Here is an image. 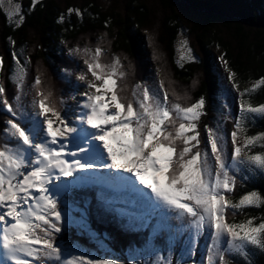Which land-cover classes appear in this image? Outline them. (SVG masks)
I'll use <instances>...</instances> for the list:
<instances>
[{"label": "trees", "instance_id": "1", "mask_svg": "<svg viewBox=\"0 0 264 264\" xmlns=\"http://www.w3.org/2000/svg\"><path fill=\"white\" fill-rule=\"evenodd\" d=\"M21 3L24 20L19 27L0 3V57L3 58L0 84L15 106L17 93L12 80L15 53L27 69L21 99L26 115L21 117L18 113L14 117L0 105V142L16 144L4 132L6 120L13 119L26 128L30 126L31 85L37 76L44 81L43 89L51 91L54 101L68 99L73 88L68 78L77 73L80 61L84 63L86 47L100 46L104 62L120 59L119 71L125 74L123 78L118 77L122 96L131 99L136 85H144L149 78V84L158 89L163 81L170 100L176 103L188 105L203 98L204 114L197 121L199 147L209 153L211 161L214 158L208 143V129L215 133L221 130L217 112L222 103V89L215 68V53H221L228 76L235 74L234 80L241 92L264 77V0H39L34 8L30 0ZM69 9L78 10L80 15L69 13ZM181 33L194 58L179 63L176 43ZM73 49H79L80 54H70ZM154 66L158 68L157 81ZM228 82L233 95L227 94L226 105L236 107L237 117L241 97L232 82ZM160 95L162 98L163 93ZM243 99H250L253 105L264 104V86ZM246 128V133H239L241 146L245 135L264 133V117L249 116ZM262 143L264 141L257 142L247 154L264 153ZM228 164L230 175L236 179L234 191L227 194L233 202L252 191L264 196V171L249 164L246 157L235 167L231 158ZM108 200L109 197L95 186L72 189L62 195L58 200L63 217L62 231L55 234V243L62 253L73 248L95 259L132 264L128 253L151 244L163 252L170 249L174 263L191 229L187 218L176 219L177 213L160 207L147 225L148 218L126 222L107 205ZM249 217H256L259 223L264 217V206L246 208L243 214L237 213L229 220L239 223ZM80 219L84 220L86 228L81 226ZM209 234L205 230L196 237L192 262L202 257V247L210 243ZM168 238L173 239L167 241ZM247 251V259L231 257L235 264H264V251L251 247Z\"/></svg>", "mask_w": 264, "mask_h": 264}, {"label": "snow or ice", "instance_id": "2", "mask_svg": "<svg viewBox=\"0 0 264 264\" xmlns=\"http://www.w3.org/2000/svg\"><path fill=\"white\" fill-rule=\"evenodd\" d=\"M13 2L9 0V4ZM36 3L38 0H32L33 8ZM72 12L80 15L78 10L69 9V13ZM14 15L19 17V27L24 20L21 5H15ZM70 54H80V50L73 49ZM83 54L92 79L83 73L77 77L86 82L88 90L82 93L85 100L78 107L83 111L75 121H69L63 114L58 106L63 100L54 101L51 91L43 89L44 81L39 76L31 85L32 120L35 127L36 118H39L38 130L29 132L19 122L6 120L4 132L16 144L0 142V248L10 264H47L48 261L118 264L116 260L90 259L84 255L63 259L62 249L55 243V234L62 231L63 217L59 201L54 198V189L60 190V185H53V181L95 169L97 165L92 159H106L108 162L99 167L135 177L158 204L177 213L176 219L187 218L195 237L208 230L210 243L203 264H235L231 257L247 259L249 247L264 251V217L259 223L256 217L239 223L229 220L230 216L243 214L246 208L264 206V196L252 191L236 202L229 198L227 194L234 191L236 179L230 175L228 157L221 147L223 136L208 129L215 168L209 153L200 150L197 121L204 114L205 100L200 98L188 105L176 103L170 100L163 81L157 93L147 86L136 85L129 99L118 90V77L125 75L119 71L118 57L104 62L100 46L86 47ZM189 58L194 57L189 54ZM13 59L17 65L12 77L16 104L9 101L5 87L0 84V105L12 116L19 113L23 117L26 113L21 108V99L27 69L15 53ZM2 67L3 58L0 57V69ZM234 76L230 73L228 80L241 100L235 130L231 132L232 167L243 163L246 157L249 164L264 171V153L247 154L257 142L264 141V133L245 135L244 144H238L239 133L247 132L249 116L264 117V104L253 105L250 99H243L264 86V77L241 92ZM85 125L92 131L86 132L82 127ZM81 133L83 138L76 150L65 151L68 142ZM260 147L264 148V143ZM28 150L34 153L31 158ZM69 156L73 158L71 161L66 159ZM194 254L192 248L187 250V255ZM157 264H173V261L160 258Z\"/></svg>", "mask_w": 264, "mask_h": 264}, {"label": "rangeland", "instance_id": "3", "mask_svg": "<svg viewBox=\"0 0 264 264\" xmlns=\"http://www.w3.org/2000/svg\"><path fill=\"white\" fill-rule=\"evenodd\" d=\"M22 0H14L12 4H9V0H3L1 3V6L4 10V12L8 15V17H11L13 22L17 24V21L19 17L17 15H14L15 12V5L19 4L22 6L21 3ZM31 4H32V0ZM39 1V0H38ZM98 36V34H96ZM94 38H96L94 36ZM89 37H87V40ZM176 54H177V61L181 63L185 59H190L189 54L191 55V52L189 50V46L187 43V40L183 33L180 34L179 39L176 43ZM181 56L184 57L183 60H181ZM221 53L217 52L215 53V59L216 62V71L220 76V85L222 89V103L221 107L218 110V118L220 121L221 130H217L216 135L217 136H223L224 139L221 141V147L224 149L225 153L227 154L228 160L231 158L232 153V143H231V132H232V126L234 124V121L236 119V107H229L226 105L227 101L225 97H227V94L232 96V89L231 85L228 82V73L225 70V64L221 60ZM17 67V65H16ZM16 67L14 70H16ZM154 77L157 81L159 75L157 72V67L154 66ZM85 74L89 80L92 79L91 74L87 73V69L85 64L80 61L79 62V70L75 75L69 76V81L71 85L73 86L72 91L70 93V96L67 100L63 101L62 105H59L61 107L63 114L69 119V121H75V118L78 117L83 109L78 107V105L82 102H84L85 97L82 95V93L87 89V84L84 81H80L77 77L80 74ZM15 74V72H14ZM13 74V75H14ZM67 76V75H66ZM152 77V76H151ZM149 78L144 84V86H147L149 89L152 90L153 93L159 92V89L149 84ZM159 81V80H158ZM99 83V82H97ZM168 87L171 86L167 83ZM172 91V90H171ZM229 96V97H230ZM110 111L114 109H109ZM32 112L33 109L30 105V120L31 124L27 128L29 132L35 133L39 128V118H36L35 127L33 126V120H32ZM86 132H91V129H88L87 126H82ZM220 128V127H219ZM83 138V133L79 134L76 138L72 139L71 142H68V147L65 149V151H75L76 145L81 142V139ZM94 144L96 142H93ZM29 158H31L34 153H32L31 150H28ZM90 155H96L95 153H90ZM106 156V153L104 154ZM69 161H71L72 157H66ZM92 163L96 164L97 167L93 170L83 171V172H77L73 177H62L60 181H53V185L59 184L60 190L54 189V198L59 199L61 198L62 194H64L67 191H70V189L73 188H83L86 186L95 185L99 189H101L103 192H105L109 198L110 201L107 202V205L110 204L112 207L111 209L115 210L119 217H121L126 222H133L135 218L139 219V216H142L143 214L148 213V211L152 208L160 206L155 201V198L152 197V194L148 189H145L143 185H140L138 181L135 180V177L131 176L128 173L117 171V170H110L99 167L100 165L108 162L106 159H92ZM213 168H215V161L212 160ZM66 186V187H65ZM75 222H78L76 219ZM81 226L83 228H86V223H84V220L80 219ZM173 238H168L167 241L172 240ZM196 242L195 232L194 229H190L188 238L185 240L184 245L179 248L177 251V254L175 256L176 260L173 264H203L205 257H206V249L209 244L202 247L203 253L202 257L198 258L197 262H192V257L187 255V250L189 248H192L194 250ZM172 246H174V242H171ZM1 251V248H0ZM72 255H84L79 250L76 249H68L67 251L62 253V258L67 259ZM87 256L90 259H95L93 257ZM128 258L130 262L133 264L141 263V264H157L158 259L164 258V259H171V250L168 249L165 252H163L162 249L158 247H153L151 244H147L144 248L134 251H130L128 253ZM172 260V259H171ZM10 264V262L4 257L3 253H0V264ZM57 264H62V262H56ZM48 264H55L53 261H50Z\"/></svg>", "mask_w": 264, "mask_h": 264}, {"label": "bare ground", "instance_id": "4", "mask_svg": "<svg viewBox=\"0 0 264 264\" xmlns=\"http://www.w3.org/2000/svg\"><path fill=\"white\" fill-rule=\"evenodd\" d=\"M0 253H3V249L1 248V251H0Z\"/></svg>", "mask_w": 264, "mask_h": 264}]
</instances>
